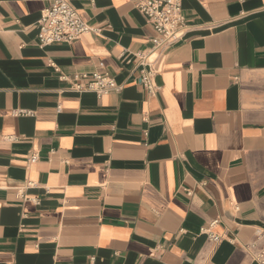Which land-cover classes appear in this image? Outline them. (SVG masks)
<instances>
[{
	"label": "crops",
	"instance_id": "crops-1",
	"mask_svg": "<svg viewBox=\"0 0 264 264\" xmlns=\"http://www.w3.org/2000/svg\"><path fill=\"white\" fill-rule=\"evenodd\" d=\"M136 2L71 0L99 30L41 46L47 0H0V264H255L264 0H181L187 31L155 60L154 95ZM95 71L122 88L71 89ZM215 219L216 243L200 231Z\"/></svg>",
	"mask_w": 264,
	"mask_h": 264
},
{
	"label": "built area",
	"instance_id": "built-area-1",
	"mask_svg": "<svg viewBox=\"0 0 264 264\" xmlns=\"http://www.w3.org/2000/svg\"><path fill=\"white\" fill-rule=\"evenodd\" d=\"M136 6L140 13L146 17L155 33L150 50L134 54L138 65L137 80L148 95H154L159 90V85L155 80L156 73L153 64L159 55L183 39L187 25L181 0H137ZM37 29V41L41 46L57 42L71 43L87 32L99 30L82 20L72 6L71 0H47L37 21ZM122 86L106 71L82 73L71 83L73 91H90L99 96L119 91ZM16 113L24 114L26 112L18 110ZM5 139L11 140L13 137L7 136ZM37 158L38 155L33 154L29 159L35 161ZM20 196L25 198L22 191H20ZM217 224L218 220L215 219L200 230L207 235L210 241L215 243L222 238V234L214 231ZM257 237H262V233L257 232ZM250 247L254 248L255 243L250 244ZM253 260L255 264H264V244L255 253Z\"/></svg>",
	"mask_w": 264,
	"mask_h": 264
}]
</instances>
